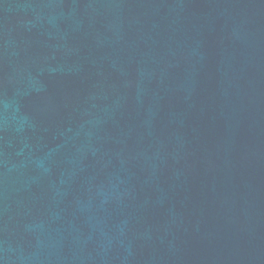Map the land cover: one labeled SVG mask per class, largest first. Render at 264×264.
Returning <instances> with one entry per match:
<instances>
[{
  "label": "water",
  "instance_id": "water-1",
  "mask_svg": "<svg viewBox=\"0 0 264 264\" xmlns=\"http://www.w3.org/2000/svg\"><path fill=\"white\" fill-rule=\"evenodd\" d=\"M0 264H264V0H0Z\"/></svg>",
  "mask_w": 264,
  "mask_h": 264
}]
</instances>
